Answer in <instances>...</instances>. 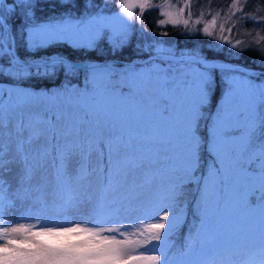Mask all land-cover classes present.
Wrapping results in <instances>:
<instances>
[{"label":"snow or ice","instance_id":"snow-or-ice-1","mask_svg":"<svg viewBox=\"0 0 264 264\" xmlns=\"http://www.w3.org/2000/svg\"><path fill=\"white\" fill-rule=\"evenodd\" d=\"M150 0H121V11L127 17L122 31L111 30V24L103 18L99 6L92 0H84L83 11L73 17L71 9L81 5L77 0H62L60 7L65 15L44 18L37 16L40 0H0V55L9 57L7 65H0V75L15 80L38 79L45 82L62 74L65 79L74 78L83 70L86 74L80 83L83 88L61 84V92L36 93L17 91L15 94L24 99L50 100L52 105L43 112L20 114L14 126H10L11 117L6 115L3 97L5 90L0 88V207L6 198V186L11 188L13 180L18 185L17 195L25 186H30L36 173L45 167L42 158L47 155V148H33L38 137L50 140L49 133L57 131V125L64 129L62 135H75L84 143L90 142L95 135L105 131L110 135H137L146 143H156L177 153L183 158L182 170L185 174L195 175L200 164V150L204 148L211 163L207 167V175L201 176L204 192L201 196L202 227L209 221L206 200L214 186V182H231L234 176L245 172V166L256 165L259 169V191L264 200V64L257 68L243 66L217 65L207 58H193L178 63L197 65V68H178L172 70L155 69V75H148L142 88L137 89L136 98L128 102L119 82L112 77L116 73L114 65L104 63L85 64L74 62L59 54L48 55L47 58L29 61L21 58L14 49L17 30L24 37L26 51L30 55H39L41 50L64 46L76 52H96L101 41L105 40L104 30H111L107 38L111 54L122 52L127 38L128 20L133 19L135 11L142 14L151 7ZM97 11L90 12L92 8ZM163 9V5L157 6ZM171 7V5H169ZM190 5L179 8L176 12L162 11L159 26L165 24L188 26V19L181 15ZM232 7H236L233 4ZM204 23L203 33L212 36L217 26V16ZM18 22H13L14 18ZM232 14L229 19H232ZM197 24L200 23L198 19ZM264 23V21H262ZM97 28L87 34L89 25ZM221 31L225 25H219ZM12 30L10 39L6 33ZM193 31H195L193 29ZM231 32V29H228ZM166 34V33H165ZM221 39H225L223 36ZM264 40V37L261 38ZM237 42L232 47H239ZM213 70L224 73L227 91L214 114L206 117L202 108L210 101L213 80L206 75ZM121 75L128 77L136 87L133 70H125ZM237 86L242 91L237 92ZM33 87H38L34 85ZM11 98L12 92L8 93ZM66 97L63 108L56 105L57 99ZM20 107V105H17ZM27 120V123L25 122ZM56 121V125L53 124ZM206 121V134L199 133L200 122ZM33 122L47 125L42 131L32 127ZM7 129V131H6ZM40 156V159L36 157ZM57 168L58 178L63 180L65 153L59 156ZM6 177L8 179H6ZM111 179V176L109 177ZM180 181H177L174 195L178 194ZM218 186V185H217ZM11 195V193H8ZM74 199L69 200L71 204ZM163 214L159 217L151 213H143L135 217L137 222L121 224L120 227H87L72 224L70 227H44L42 225L5 227L0 224V264H129V261H160V264H175L170 261L163 246L151 249L160 255L130 256L129 249L140 243L128 237L139 236L145 242L160 241L161 232L167 240L175 221H168L169 211L163 206L158 208ZM175 216V213H172ZM156 219V223L139 221ZM48 223H59L57 220ZM67 223V221H65ZM98 224H120V220L88 221ZM261 255L264 256V205L261 206ZM34 228L38 230H34ZM9 233L25 234L23 239H11ZM30 234V235H28ZM120 235L122 238L118 239ZM140 251H144L141 249ZM202 264H210L205 261Z\"/></svg>","mask_w":264,"mask_h":264},{"label":"rangeland","instance_id":"rangeland-1","mask_svg":"<svg viewBox=\"0 0 264 264\" xmlns=\"http://www.w3.org/2000/svg\"><path fill=\"white\" fill-rule=\"evenodd\" d=\"M84 0H80L79 4L81 7L71 9V15L76 17L82 11V5ZM93 5L99 6L103 13V18L108 21L112 28L111 30H115L117 32L124 30L125 24L124 20L127 19L126 16L122 14L121 11V2L119 0H92ZM117 4V5H116ZM163 5V9L158 8L157 22L163 18L161 15L162 11H171L176 12L178 8L177 1L173 0H163L158 3V6ZM171 5V7H169ZM90 12H95L97 9L94 7L89 10ZM136 14V11L133 14ZM60 15H65V10H61L58 13H54L52 17H58ZM183 15V14H182ZM184 19H187L184 14ZM138 17V16H137ZM43 20V18H40ZM132 19V20H133ZM132 20H128V24L130 27H127V37L131 35L132 44L134 50L136 51H144L147 50V43L150 44L152 42V47L156 49V54L160 52V54H170L179 56L176 60H189L186 55H193L200 57L199 55H194L193 53L186 52L187 50L182 47L183 51L181 53H170L172 49V45L170 42L163 40L159 37L163 33L162 26L159 28H155L157 36L153 34L154 31L146 30L140 27L139 22L136 23V26L132 27ZM195 16L192 19L194 22ZM209 21L208 18H201V22L204 24ZM97 28V25H89L87 28V34H91ZM111 30H104L105 40L101 41L96 52L91 55H101L105 52L111 53L110 48L107 41L108 36L110 35ZM25 45V43H23ZM236 44V41L229 42V52L234 54L236 52V47H232L231 45ZM52 49V48H49ZM190 50L201 52L198 47L194 46L189 48ZM165 50H169L168 52ZM105 51V52H104ZM227 52V49H225ZM76 53H88V52H80L76 51ZM40 54V53H39ZM152 54V53H151ZM150 54V55H151ZM89 56V55H88ZM149 56V55H148ZM67 58V57H66ZM140 59L143 57L134 56L133 59ZM152 58V57H151ZM133 59H131L133 61ZM149 59V58H148ZM217 59V58H216ZM73 60V59H71ZM147 60V59H146ZM146 60L141 61L145 62ZM223 60V59H218ZM74 61H83L86 63L94 62L89 59ZM151 62V61H150ZM148 62L142 63L141 67L131 68L120 66V71L116 72L112 79L114 82H119L120 85L124 87L122 90L125 97L128 98V102H132L136 98V93L138 88H142L145 78L148 75H155V69H171L172 71L169 74H175L178 68H197V65H184L180 63V65L173 68V66L169 64H162L160 60L156 62ZM85 63V64H86ZM150 63V65H149ZM149 65V66H148ZM133 69V74L135 76V84L136 87H133L128 77L121 75V73L125 72V70ZM211 79V73H206ZM225 75L221 72L219 78H217L218 83V96L215 98L214 107L209 110L211 107L210 101H206V106L202 108L204 115H209V113L214 114L217 110V107L223 103L224 93L227 91V85L225 84ZM213 80V79H212ZM8 82V81H7ZM214 82L212 83L211 91L208 93V96L211 100V92L214 88ZM10 83V82H9ZM217 88V89H218ZM119 88L116 90L119 92ZM17 91H26V92H36V93H46L47 91H35L31 87H27L24 85L11 84L9 88V92H12L11 98L8 95L7 100L4 102L6 115L11 117L12 122L15 123L16 118L20 114L26 115L41 113L46 107H50L52 102L50 100L43 99H24L22 97H18L15 93ZM242 91V86H237V92ZM61 92V89H56L55 91H50L47 93H58ZM213 101V100H212ZM66 102V97L61 96L56 101V105L60 108L64 107ZM20 105V107H17ZM27 123V120L25 121ZM10 126H14L11 125ZM40 126V123L33 122V125ZM206 121L200 122L199 133L201 135L206 134ZM56 125V122H54ZM7 131V129H6ZM64 129L57 125V131L55 134L58 139L62 142L67 140L69 143L71 139V135L64 136L62 133ZM108 134L105 131L101 135H95L93 137H101L105 140L107 139ZM114 140L112 142V156L117 158L115 160V170L113 171V175L111 174V180L114 183H117L121 180L133 181V190L136 192L135 194L128 193L125 190L123 192L121 189H118L116 186L110 191V198L106 199L105 203L100 201L98 198L94 202L88 201L92 199H96L98 196L97 191L93 192L84 189L83 183L85 179H88L89 186H93L94 188L99 184L102 174L101 172H97V168L99 167L101 159L98 158L99 150L96 144H91L89 161L90 163H96L97 167H91V171L87 176H84L82 179L78 178L76 173L77 170H73L71 163L75 162V156L77 152L68 151V155L65 154V160L68 162L67 165L69 167L68 174H66V180L71 184L72 190H78L75 197H78L77 202L75 204L85 202V207L82 208L79 205H75L73 203L67 205H57L55 198L48 194V188H55V177L52 178V168L47 169V155L42 158L45 161L46 168L40 169L41 175L39 172L36 173L35 178L32 180L30 186H25V188L19 192L17 195L18 185L13 180V184L11 188L6 186V201H4V207L0 209V224L5 227H17L19 225L25 226H35L42 225L44 227H70L72 224H81L82 226L87 227H100L107 229L109 227H120L121 224H130L137 222L134 219H125V217H135L138 215H142L143 213H151L155 216L159 217L163 213L158 210L160 206H163L165 210L169 211L168 221H175L173 227L171 228L170 234L167 237V240H164L163 234L164 232L169 231L167 227V221L165 229L161 232V240L160 241H147L145 242L139 236H130L129 239L132 240H140V243L131 247L129 249L130 256H138V255H160V252L151 251V249L155 248L158 245L163 246V251H165L169 257L170 261L175 262V264H197L204 260L205 256L212 255V259L215 263L213 264H226V260L223 258L215 257L214 255H221L227 251L237 249L240 256L242 254H247V249L252 248L254 245L261 247V206L264 205V200L261 199V192L259 191V169L256 165H252L251 167L245 166V174L244 172L240 173L237 176H234L231 182H214V186L210 191V194L206 200V205L208 209L209 221L204 224L202 227V208H201V196L204 192V183L201 180V195L200 199L193 203L197 217L199 218V226L197 228L198 237L197 240L190 239L189 243L187 242L184 246V249H180V244L176 247L173 245L172 241L174 239L173 229L177 228L181 230L183 228V220L186 219L188 214H185V209L187 207V202H189L191 194L187 197L180 198V194H175L171 190L173 185L177 183V181H185L186 186L182 191H178L183 193H187V190L190 187H195L198 179H201V176L207 175V167L211 163V158L204 163V159L206 160L205 155H201L203 153V149L200 150V164L198 169L195 171V175L192 176L190 174H185L182 170L183 167V158L180 157L177 153L168 150L165 146L158 145L156 143L148 144L142 138L137 135L129 136L127 134L120 135L114 134L110 135ZM48 143L45 141L44 137H38L37 140L33 144V148L39 149L42 144ZM68 149V147H66ZM71 152V153H70ZM40 159V156L36 157ZM86 156H84V160ZM48 157V164H49ZM204 166V174L201 169ZM91 165V164H90ZM47 169V170H46ZM83 171H85V167H83ZM144 172L149 175L146 178L141 177V174ZM44 173V174H43ZM80 173V171H79ZM82 173V172H81ZM46 175V176H45ZM80 175V174H79ZM150 176V177H149ZM42 177V181L39 182ZM6 179H8L6 177ZM132 183V182H131ZM218 185V186H217ZM45 188V189H44ZM52 191V190H50ZM142 191V192H140ZM75 192V191H74ZM154 192L156 194L154 195ZM11 193V195H8ZM58 194V193H57ZM182 195V194H181ZM44 199V201H43ZM110 207V211L107 212ZM175 213V216L172 213ZM111 217H108L110 216ZM111 218V219H110ZM120 220V224L112 223V224H98V223H89L88 221H98V220ZM57 220L59 223H48L47 221ZM67 221V223L65 222ZM141 223H156L159 222L156 219L139 221ZM34 230H38L34 228ZM25 234L21 233H9V238L11 239H23ZM30 235V234H28ZM189 236V234H187ZM186 233L184 232L181 236V239L187 238ZM118 239L122 237L120 235L117 236ZM194 238V237H192ZM184 241V240H183ZM4 240L0 237V243H3ZM173 245V246H172ZM143 249L144 251H140ZM201 260V261H200ZM253 260V261H252ZM251 262H245L244 264H264V256H253ZM129 264H160V261H129Z\"/></svg>","mask_w":264,"mask_h":264},{"label":"trees","instance_id":"trees-1","mask_svg":"<svg viewBox=\"0 0 264 264\" xmlns=\"http://www.w3.org/2000/svg\"><path fill=\"white\" fill-rule=\"evenodd\" d=\"M80 0H77L79 3ZM121 2V0H119ZM163 0H150L151 7L145 9V11L142 14L141 19V13L139 11H136V14L134 15V19L131 21L132 27L136 26V23L139 22L140 27L144 28L146 30H152L154 31L153 34L157 36L155 28H159L158 22L156 21L158 19V3ZM174 1V0H173ZM178 3V8H184L186 5H190V7L187 8V10L183 13L185 14L187 19L190 21L189 25L186 27L183 24L180 25H172V24H165L162 26L163 33L159 37L163 40H166L171 43L172 49L170 50V53H181L183 51L182 47L185 48L189 53H193L194 55H199L202 58L207 59H223L225 61L230 62H236L243 64L247 67H254L257 68L261 64H264V40L261 38L264 37V0H175ZM10 3L11 0H8ZM62 0H40V10L37 12L38 18H51L54 13H58L61 10H63L62 7H60ZM233 4H236V7H232ZM117 5V4H116ZM217 16V26L214 29H211L213 31L212 36H206L203 33V26L204 24L201 22V18L204 19L205 17L209 20L212 19L213 15ZM234 14V17L232 19H229V17ZM181 15V19H184L185 16ZM138 16V17H137ZM195 16L194 22H192V19ZM18 17L14 18V23L18 22ZM200 20V23L197 24L196 21ZM223 23L225 25V30L222 32L219 25ZM193 29L195 31H193ZM228 29H231V32L228 31ZM166 33V34H165ZM12 30L9 29L8 33H6V39H10L12 36ZM224 37L225 39H221V37ZM236 43L242 42L239 47H236V52L232 54L229 52V42ZM24 43V37L19 34V30H17L15 43H14V49L16 53L21 58L26 59H40L41 57L47 58L48 55L51 54H59L61 56H65L68 59H78V60H85L89 59L90 61H99V60H107V62L111 65H114L116 68V72L120 71V66L125 67H131V68H137L138 66L141 67L142 63H148V62H156L157 60H160L162 64H169L172 65L173 68L180 65L178 63L180 60L176 59H159L157 57H152L147 59L145 62H137L134 61V56L139 57H145L153 54L156 52V49L152 47V42L145 44L147 50L144 51H136L131 46L132 40L131 35H129L125 40V47L122 52H118L115 56H113L111 53H103L101 55H91L89 53H76L73 51H70L66 49L64 46L54 47L52 49H47V51L41 50L39 55H30L25 48ZM198 47L201 52L190 50L191 47ZM225 49H227V52H225ZM169 51V50H165ZM160 54V52L156 53ZM89 55V56H88ZM133 59V61L131 60ZM9 57L7 55H0V65H7L8 64ZM122 61H130L129 63H124ZM150 62V63H151ZM104 63V62H103ZM149 63V65H150ZM148 65V66H149ZM133 70V69H132ZM212 75V79L214 82V88L211 92V100L209 103H211V107H209V110H211L215 105V98L218 96V83L217 78H219V75L221 74V71L219 70H213L210 72ZM85 72L81 70L78 75L74 78L65 79L63 75L61 74L59 78L53 77L50 81H43L38 79H25L21 80L19 77H17L15 80L7 78L5 75H0V81H8L11 84H18V85H24L27 87H31L35 91H55L56 89H61V84L68 85L69 83L73 86H77L80 88H83V85L80 83V81L83 80L85 76ZM116 75V74H114ZM34 85H38V87H33ZM218 88V89H217ZM119 91H122L124 87L121 85ZM62 90V89H61ZM213 100V101H212ZM44 110H42L43 112ZM24 115V114H23ZM27 116V115H26ZM208 115H206L207 117ZM56 122L53 120V124ZM11 125H14V122H12ZM37 131H42L44 128L47 127L45 124H40V126H36L35 124L32 126ZM50 140L46 137L45 141L48 143L42 144L41 147L47 148V169L49 171V168H52V175L51 177L56 179L55 181V188H48V194L50 197L52 196L55 198L57 205H67L69 204V200L72 198H75L76 193L78 190H72L71 184L66 180L65 176L68 174L69 167L67 165L68 162L65 160V168L63 172V180L58 178L57 175V168L59 166V156L61 152L68 155V151L77 152L75 156V162L71 163L73 167V170H77L76 173L78 175V178L82 179L84 176H87L88 173L91 171V167L96 168L97 165L94 161V163H90L89 161V155H90V148L91 144H96L99 150V156L98 158L101 159L99 167L97 168V172H101L102 178L99 182V184L94 188L93 186H89L88 179H85L83 183V188L88 189L93 192L97 191L98 196L96 199H92L89 202H94L98 198H100V201L105 202L106 199L110 198V191L116 186L117 188L121 189L123 192L128 191V193L135 194L136 192L133 190V181H127V180H121L117 183L112 182L109 177L111 174L113 175V171L115 170V158L112 156V140L113 138L110 137V135L107 136V139L101 137H92L90 142L84 143L81 140H78L75 135H71V139L69 143L67 140L64 142L60 141L55 134L49 133ZM65 135H63L64 137ZM68 147V149L66 148ZM71 153V152H70ZM201 155L206 156V160L204 159L205 164L206 161L209 160L208 152L203 149V153ZM84 156H86V159L84 160ZM48 157H49V164H48ZM91 164V165H90ZM203 165V164H202ZM91 166V167H90ZM204 166L201 169V172L203 171L204 174ZM83 167H85V171H83ZM46 168V166L44 167ZM46 169V170H47ZM80 171V173H79ZM39 175H41V171H38ZM82 172V173H81ZM38 174V173H37ZM44 174V173H43ZM80 174V175H79ZM141 174L142 179L146 178L149 174L144 172ZM46 176V175H45ZM150 177V176H149ZM42 181V177H39ZM199 182L195 185V187H190L187 190V193L179 192V197L182 199L184 197H187L191 194L189 202H187V207L185 209V214H188L185 220H183V228L181 230L174 228L173 234L174 239L172 241L173 245L175 247L180 244V249H184V246L187 245L186 243L190 241V239L197 240L198 237V231L197 228L199 226V218L197 217L195 208L193 203L200 199L201 195V179H198ZM132 182V183H131ZM179 189L178 191H182L184 187L186 186L185 181H180ZM176 188V184L173 185L172 191ZM45 189V188H44ZM52 190V191H50ZM75 191V192H73ZM142 192V191H140ZM58 193V194H57ZM156 192H154V195ZM182 194V195H181ZM7 198V197H6ZM5 198V199H6ZM6 201V200H5ZM44 201V199H43ZM7 202V201H6ZM77 202V199H74L72 203ZM5 203V202H4ZM79 205L80 207H85V202L75 204ZM4 207V204L3 206ZM0 207V209H2ZM110 211V207L108 208L107 212ZM108 217H111L108 216ZM111 219V218H110ZM189 234L187 235V238L181 239L183 233ZM194 237V238H192ZM184 240V241H183ZM172 245V246H173ZM257 246L254 245L252 248L247 249V254L244 255L238 253L237 249H233L230 251H227L221 255H214L216 258L219 257L220 259L223 258L226 260V264H244L245 262H251L252 257L262 256L261 255V247L256 248ZM263 257V256H262ZM204 260L202 262L208 261L210 264L215 263L212 259V255L205 256L203 258ZM201 261V260H200ZM253 261V260H252ZM201 262V264H202ZM197 264H200L197 263Z\"/></svg>","mask_w":264,"mask_h":264},{"label":"water","instance_id":"water-1","mask_svg":"<svg viewBox=\"0 0 264 264\" xmlns=\"http://www.w3.org/2000/svg\"><path fill=\"white\" fill-rule=\"evenodd\" d=\"M151 57H157L159 59H163V58H166V59H177L179 56L177 55H168V54H151L149 56H145L143 58H140V59H135L134 61H137V62H141L143 60H146L148 58H151ZM186 57L188 59H193V58H200V57H197V56H193V55H186ZM200 59H204V58H200ZM29 61H31L30 59H28ZM71 60V59H70ZM107 60H112V59H107ZM107 60H99V61H94V62H89V63H86V64H90V63H103ZM211 63H214V64H217V65H231V66H243V67H247V66H244L243 64H240V63H236V62H230V61H225V60H218V59H208ZM74 61V60H73ZM74 62H78V61H74ZM81 62V61H80ZM124 63H129L130 61H122ZM248 68H254V67H248ZM10 83L7 82V81H0V88H3L5 90V96L3 97V100L4 102L6 101L7 97H8V93H9V88H10ZM2 99V98H0Z\"/></svg>","mask_w":264,"mask_h":264}]
</instances>
